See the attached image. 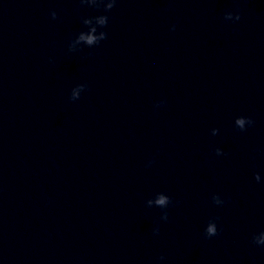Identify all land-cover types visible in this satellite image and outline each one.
I'll list each match as a JSON object with an SVG mask.
<instances>
[{"label":"clouds","instance_id":"1","mask_svg":"<svg viewBox=\"0 0 264 264\" xmlns=\"http://www.w3.org/2000/svg\"><path fill=\"white\" fill-rule=\"evenodd\" d=\"M237 19L239 20L240 19V16L238 15L237 16ZM239 124L243 125V121H238ZM160 203H163V201H160ZM209 231H213L212 229H209Z\"/></svg>","mask_w":264,"mask_h":264}]
</instances>
